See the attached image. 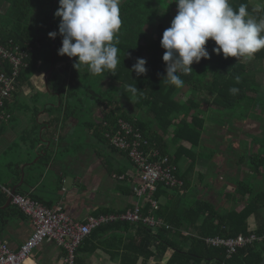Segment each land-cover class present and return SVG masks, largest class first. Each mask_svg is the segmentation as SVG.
Instances as JSON below:
<instances>
[{
  "label": "trees",
  "instance_id": "obj_1",
  "mask_svg": "<svg viewBox=\"0 0 264 264\" xmlns=\"http://www.w3.org/2000/svg\"><path fill=\"white\" fill-rule=\"evenodd\" d=\"M241 4L246 5L252 18L264 19V0H261L260 6L254 5L253 0L231 1L233 9H238ZM169 5L171 9L177 7L173 0H122L120 4L122 25L118 33L120 63L116 73L90 75L85 67H81L79 71L73 67L76 58L70 59L57 54L62 46L61 36L57 35L52 39L48 35L53 31L58 32L60 18L54 16L59 6L58 0H0V38L6 46L11 43L9 47L19 46L29 50L26 67L18 79V88L11 98L5 100L4 112L9 119L8 122L0 124V141L10 129L9 122L17 112L14 105L20 93L19 89L29 84L30 77L42 62L47 63L49 67L53 64L46 90L55 94L60 101L59 107L58 103L56 106L46 103L45 110L43 101L39 105L36 104L33 108L34 116L27 119L31 124L12 144L0 151V158L3 156L8 158L7 164L0 162V207L5 206L8 201L6 191H11L21 181L23 174L19 169L21 163L11 162L10 149L25 145L28 146V154L32 155L30 150L41 144L40 131L47 123H42L38 114L58 110L57 112H63L67 119L81 118L80 114H76L80 106L71 105V100L65 94L72 79L62 76L75 75L78 79L80 72L84 71H87V76L92 77L99 88L98 94L90 90L91 94L86 93L85 97L88 96L90 100L97 98L102 110V122L108 121L112 126L119 119L131 122L140 131L144 140L148 141L149 146L146 149L159 150L163 156H168L170 163L177 167L176 177L183 182L182 186L175 188L165 187L164 184L158 185L157 191L151 195V198L159 203L158 211H153L151 203L147 200L142 203L145 217L153 214L163 219L170 229L162 226L153 228L143 222L127 221L102 225L79 245L75 251L74 264H91L90 257L99 252L108 255L111 260L119 259L120 264H149L158 255L164 256L165 264H261L263 260L264 190L256 191L248 182L236 180L233 190L226 194V200L234 206L223 211L202 197L195 196L197 198L194 200V195L189 191L192 188L191 176L196 162L203 155L201 146L204 133L207 131L206 122L212 119L220 122L213 117L212 114L216 113L213 111H231L241 107L244 109L242 113L246 116L241 120L258 121L264 130V121H259L264 119V102L261 101L264 98L259 95L261 84L258 81V75L264 72V49L257 52L251 61L238 60L234 57L225 59L222 53L220 55L213 53L212 49L216 45L214 41L209 40L206 48L210 53V59L202 58L200 63L191 65L193 71L190 74H181L184 86L176 88L163 80L166 75V64L162 59L165 50L161 47V39L164 30L170 27L164 22L168 19L172 21L174 13L177 14V10H171ZM171 16L173 18H169ZM152 27L155 28L153 32ZM137 58L147 61V72L139 77L130 71ZM59 63H62L61 74L56 68ZM106 78L110 79L113 85L116 82L126 83L128 86H136L141 91L134 95L128 90L131 94L122 93L118 98L111 96L112 98L107 100L101 93ZM79 84L83 85L82 80ZM233 87L238 89L235 94L230 91ZM33 92L38 91L33 90L31 93ZM119 99H128L131 103L135 101L134 106L144 117H148V120L131 117L128 111L121 108ZM63 113H56L55 117L48 116V125L52 127L61 124L58 122ZM102 122L94 124L85 122L82 127L92 139L95 138L100 144L119 152L105 137L104 130L107 128ZM236 126L237 124L233 122L227 127H218L221 130H231ZM51 131L52 129L43 134L50 136ZM262 141L264 142V139ZM258 144L257 140L254 141L255 151L247 158L252 174L257 178L264 176L262 150L264 144L261 147H258ZM69 147L66 146L62 150L70 151L72 148L75 150L79 146L73 144ZM258 149L261 150L259 153ZM57 150L58 147H53L52 143L41 162L48 164L52 161ZM119 153L127 158L125 153ZM214 154L215 151L212 150L211 157ZM25 155L23 151L21 157L24 158ZM186 160H189V167L183 172L180 164ZM245 161L246 159L243 160ZM122 174L124 173L120 172L118 176L121 177ZM6 177L9 182L4 179ZM125 179L124 181L128 182L129 178ZM24 184L34 186V183L26 180ZM125 186V191L130 193L128 195L134 196V188L127 184ZM60 190L61 187L58 191ZM122 191L125 193L124 189ZM17 194L26 195L23 191H18ZM29 198L50 209L55 206L54 200L50 199V204H47L49 202L45 203L38 194H30ZM127 210L129 209L116 210L108 207L101 209L96 215L124 213ZM16 211L23 215L18 209H10V215H15ZM5 214V211H0L2 228L8 223ZM251 216H255L257 220L256 229L249 226ZM240 235L245 237L256 235L257 240L239 248L230 257L226 247L217 248L206 242L209 238L234 239Z\"/></svg>",
  "mask_w": 264,
  "mask_h": 264
},
{
  "label": "clouds",
  "instance_id": "obj_2",
  "mask_svg": "<svg viewBox=\"0 0 264 264\" xmlns=\"http://www.w3.org/2000/svg\"><path fill=\"white\" fill-rule=\"evenodd\" d=\"M121 0H58L59 6L54 16L60 18L58 32L48 33L55 39L62 37L59 56L76 58L73 67L79 71L85 67L90 75L105 72L115 75L118 64L120 43L118 33L122 21ZM177 14L170 27L164 30L161 47L165 50L168 84L176 88L184 86L181 74L188 75L191 65L201 59H210L206 48L209 40L216 47L213 53L251 61L255 54L264 49V19L256 20L249 15L246 5L233 9L230 0H174ZM147 61L137 58L130 71L136 76L146 74ZM132 94H137L136 86H129ZM230 91L235 94L238 89Z\"/></svg>",
  "mask_w": 264,
  "mask_h": 264
},
{
  "label": "crops",
  "instance_id": "obj_3",
  "mask_svg": "<svg viewBox=\"0 0 264 264\" xmlns=\"http://www.w3.org/2000/svg\"><path fill=\"white\" fill-rule=\"evenodd\" d=\"M37 69H39L38 74L35 72L30 77V79L34 81L36 78V80L39 79L41 82H43V80H41V76H42V72L44 68L42 65L39 64ZM46 74H48V77H49L50 73L48 72L43 73V76ZM48 77H47V80L45 81V87L42 90H39L37 88V85L36 87H33V90L45 93L47 84H48ZM30 92H32L31 88H30ZM59 105H60V102L57 107H59ZM51 106H56V105H51ZM57 111L58 110H56L55 112ZM92 113L95 114L93 110H92ZM93 114L91 115L94 118L93 123H99V122L101 123L103 118L100 117V120H99L98 117L95 118V115ZM246 122L250 123L254 121L248 120ZM246 122H244L243 128H246L247 126ZM47 126H49L48 123L47 125L44 126L45 129L42 130V137L43 135H46V137H43V138L49 141L50 145H52L53 141L50 138V136H48L47 134H43L48 129ZM64 126L65 125H62V129ZM67 126H68L67 132L62 133L63 134L62 137L64 141L63 145L71 147V145L77 144L78 139L81 137L80 135L81 132H83V135H85V131L82 125L79 123L78 118L70 119V123ZM243 128H241V126L239 125L238 127L231 130L233 132V136H236L235 138L236 140H233V138L231 137L232 140L228 141L226 138V135L228 133L225 134V136L221 137V139H223L221 141L222 146L225 147V146H230L232 144V148L233 147L240 148L239 150L235 151V154H233V156L227 155V153L222 152L220 148L217 147L216 144H214V146L212 147L211 145H208L206 142L207 138L211 139V141H215V140L211 138L212 133L210 132L204 133L203 144H202L203 148L201 149V151L203 152V155L197 160L196 167L191 176V182H192L191 189L196 188V190L198 191L199 189H201V187H200V184L199 185L197 184V182H205L202 188H205L208 191L206 193L207 195L205 196H202L200 194L201 192H197L195 196H197L198 198L202 197L203 199H207L211 201L213 204L220 207L221 211L225 209H231V207L234 206L233 203H229L226 200V194L230 193L233 190L234 182L236 181L235 178H239L238 180L251 182L249 179H252L254 177L250 169L249 162L247 161L243 162V160L246 158L247 155H250L253 151H255L253 147L254 146L253 143L254 141H256L257 134L256 135L252 134V137L250 138L251 140L248 142L247 138H241L239 134V132ZM245 131H250V130L245 129ZM18 136H19V132L10 128L7 131V133L4 135L2 140L0 141V151L3 150L4 147L8 146L9 144H12L18 138ZM88 137L90 136L88 135ZM95 140L97 141V139ZM241 142L243 143V146L241 145ZM87 143L89 144L88 149H84L82 152L80 151L79 147H77V149L75 150L72 148L73 156L71 157L70 163L68 165L64 164L66 166H61L56 159V155H58L59 153L58 150L60 148H58L56 153L53 155V158L51 159L52 161H50L48 164H44L41 161L46 156V150H48L50 146L47 147L44 143H41L40 145H38L36 149L30 150L31 151L30 153L32 155L28 154V151H27L25 153L26 154L25 157L24 158L20 157L18 161V163L22 164V165L20 164L19 166L20 172H23L21 181L22 180L24 181L23 185L25 183V180L30 183L33 182L34 186L29 187V190L25 191L24 193H26V195L38 194V197L43 199L45 203L49 202L51 199L50 198L51 191H49L48 184H52V183H49V182H53L52 179L56 180L55 178L50 177V171L51 169H55L56 171H58L60 175L59 183H61L63 187H61V190L57 193L58 197H57L56 202H54L53 204V206L55 205L54 208L59 205H62L64 206L65 210L75 220L83 222L90 215L97 216L96 213L99 212L101 209L111 207V205L108 206L107 204L97 205L95 203V200L93 199V196L96 197V194L92 195L93 192L92 190H90L92 187L84 186L81 184V182H89L91 180L93 181L95 175H91V171L94 169H91V170L89 169L90 172L87 173L86 175H83L84 171H86L84 166L78 165V164L72 165V160L74 158L78 159V156H80L81 158V156L86 154L88 151H93L97 157L100 156L101 158L100 165L105 166V168H107L106 172L108 173V175L110 173L111 179L113 178V176L119 179L118 173L122 171H111L108 168L107 163L105 162L104 159H102V156L100 154V152H102V149L98 146V144H100L98 141H97V144H95V146L93 143L88 142V140H87ZM109 150L111 151V153H116L117 155H120L121 157L125 158L128 161L130 167L132 168L130 169V167H127V172L126 173L123 172L124 174L121 175L122 177L121 180L124 181L126 180L125 178L128 177L129 178L128 182L130 181L131 187L134 188L135 186L139 185V182L137 181V179L140 180L139 173L133 167L130 161L125 156H123L121 153L112 150V148H109ZM205 150H211V151L214 150L217 154H220L219 157H221L220 159L222 160L221 164L219 162V165L217 164L214 165L215 162L209 157V155L206 154ZM30 167H32V169H30ZM180 167L183 172L186 171V169L189 167V160L182 161L180 164ZM77 172H78V175H77ZM68 174H72L75 179L74 181L75 185L73 186L72 189H67V186H66V182H67L66 180L69 178ZM263 177L264 176L260 178L261 181H264ZM21 181L16 186H18L21 183ZM114 181H116V179H114ZM261 181H259L257 177L253 178V182L255 183L251 185L254 186L256 191L264 190L262 188L259 190L257 189V186H258L257 182H261ZM124 182L118 181L117 184L121 185V188L124 189L125 191L126 190L125 187L122 186ZM80 184L84 187L83 189L84 191H82L83 193L81 192L79 193V190L81 189L75 188L77 185H80ZM104 186H106L105 189L107 191V189L109 188L108 183L106 182ZM113 188L115 189L116 187H113ZM122 189H121V195L124 196L125 199H128L130 201L124 206H121L119 208H115V207L113 208H115L116 210H121V209L130 210V208L136 203V197L128 195L130 193L126 191L125 193H123ZM213 191L214 193L211 195ZM77 196H82V198H76ZM216 196L219 202L215 200ZM47 204H50V202ZM223 204L228 205L229 208H226ZM10 209L17 210L18 208L11 205L7 210H5L6 212L5 219L8 220V223H6L3 228L0 227L1 228L0 236L3 240L8 242L12 250L18 251L19 248L22 246V244L31 236L33 232V225L27 216H25L24 214L23 215L18 214V211L15 212V215H10L11 213ZM248 223L251 229H256L258 226L255 216H251L249 218ZM152 248L154 249L155 246H153ZM65 256H66V252L62 248L58 249L56 246L52 244H45L44 246L36 250L35 253H33V255L31 256L29 260V264H65L63 261V258ZM89 260L91 264H120L119 259L111 260L110 257L103 252H99L93 255L92 257H90ZM165 263L166 262H165L164 256L158 255L152 261H150L149 264H165Z\"/></svg>",
  "mask_w": 264,
  "mask_h": 264
},
{
  "label": "rangeland",
  "instance_id": "obj_4",
  "mask_svg": "<svg viewBox=\"0 0 264 264\" xmlns=\"http://www.w3.org/2000/svg\"><path fill=\"white\" fill-rule=\"evenodd\" d=\"M155 1H158V0H155ZM231 1L232 0H230V4H231ZM121 3H122V0H121L120 4ZM253 4L260 6L261 0H253ZM169 8L171 9L170 5H169ZM174 8H175V6L172 7L171 10L176 11L177 7L175 9ZM174 15H176V14L174 13ZM169 18H173V17L171 16ZM160 20H161V18H160ZM164 23H168L170 25L171 20L168 19ZM147 31L149 32V28H147ZM153 31H155L154 27H152L151 32H153ZM42 53H44V49L42 50ZM121 53H122V51H121ZM41 65L44 68L43 72H42V76H41V80H43V82H41L39 79L36 80V78H35V80L32 83L33 85H37V88L39 90H42L45 87V81H46L45 77L47 76V74L43 76V73H47L50 71L48 69L47 63L42 62ZM56 68L58 70V73L61 74L60 71L62 69V63L57 64ZM50 69L53 70V64L50 65ZM38 70L39 69L36 70L37 74L39 72ZM62 77L70 78V80L72 79L70 85L66 89L65 94H66V97L69 100H71L70 101L71 105L80 106L76 110V114L81 115V118L79 119V123L81 125H83V123H85V122L93 123L94 118H93V116H91L93 114L92 110L95 113V114H93V115H95V118L98 117V119L100 120V117L102 115V110L97 103V98L90 100V98L88 96L85 97L86 93L91 94L90 90H92L96 94L99 93V88L97 87V84L95 83V81H93L92 77L87 76V71L80 72L78 79L75 78V75L66 76L64 74ZM85 77H88L89 79L88 80L84 79ZM80 80H82L83 85H81V84L78 85ZM258 81L261 84V89H260L259 95H261L264 98V72L261 73L260 75H258ZM114 84L115 85H113V83L110 79H107V78L104 79V82L102 84V92L101 93L105 95V99L108 100L111 96L118 98L119 96L122 95V93H125L126 95L131 94L128 92L129 86L126 85V83L116 82ZM31 87L33 88V86H31ZM31 87L25 86V88H22L19 90L20 93L17 95L16 103L14 105V107L17 108V112H15L13 119L9 122L10 128L18 131L19 134L20 133L22 134L23 133L22 131L31 124L27 121V119H30L34 116L33 108H34V106H36V104L39 105L43 101L45 103V107H43L45 110L46 109V103H49L51 105H56L57 103L59 104V102H60L55 94H52L51 92H48L47 90L45 93L44 92H33V93H31L30 92ZM31 91H33V89H31ZM118 101L121 102L120 103L121 108L128 111V113L130 114L131 117H135L137 119H143L145 121L148 120V117H146V116L144 117V115L142 113H139L138 109L134 106L135 101L133 103L129 102L128 99H121V100L119 99ZM261 101L264 102V100H262V99H261ZM203 111H204V109H203ZM243 111H244V109L241 107L239 109H238V107L234 108L231 111H220V112L219 111H213V113L216 112L215 114H212L213 117L218 119L220 122H217L215 119H212V120L206 122V128H207L206 132L212 133L211 138H213L216 141V142L211 141V139L207 138L206 139L207 144L211 145V147L214 146V144H216L217 147H219L222 152L227 153V155L233 156V154H235V151L239 150L240 148H235V147L232 148V144L230 146H225V147L222 146L221 141L223 139H221V137L225 136V134L228 133L226 135V138L229 141V140H232V138H233V140H236L235 139L236 136H233V132L231 131L232 129L231 130L230 129L221 130V128L218 126H226L227 127L228 124L235 122L237 124L236 127H238L240 125L241 128H243L244 122L241 119L246 118L244 113H242ZM56 113H63V112H54L53 110H48V111H44L43 114L40 112L38 114V118L42 121V123H49L48 122V119H49L48 116L55 117L54 114H56ZM60 118H61L60 122H58V123H61V124L53 125L52 127H51V125H49V126H47L48 129L46 131H50L52 129L51 132L53 134L50 135V138L53 141V147L60 148L58 150L59 151L58 155H56V159L61 166H66L70 163V159L73 156V154H72L73 151L70 150L68 152L66 150H62V149L66 148V146L63 145L64 141H63V137H62L63 134L62 133L67 132V129H68L67 125H69L70 119H67V117L64 113L61 115ZM51 119H53V118H51ZM259 121H264V119L259 120ZM52 122H54V120H52ZM62 125H65L63 127V129H62ZM66 126H67V128H66ZM43 128L40 131L41 143H44L47 147H49V146H51L50 142L45 140V138L42 137ZM245 129H248L250 131H245ZM87 133L88 132L86 131L85 135H83V132H81L80 133L81 137L77 141V145L79 146L81 152L84 149H88L89 144L87 143V140H88V142L93 143L94 146H95V144H97V141L95 139H92L91 137H88ZM231 133H232V135H231ZM262 133H264V130L261 127V123L258 121L247 123L246 128H243L239 132L241 138H247L248 142L251 140L250 138L252 137V134H254V135L257 134L256 140H257V142H259L258 147H261L262 144H264V142L262 141L264 139L263 138L264 134H262ZM89 134L91 135L90 131H89ZM241 145L243 146L242 142H241ZM98 146L102 149V152H100L102 159L105 160L108 168L111 171H122L124 173L127 172V167H130V165L125 158L121 157L120 155H117L116 153H111V151L109 150V148L105 144H98ZM202 148L203 147L201 146V149ZM262 150L264 151V147L262 148ZM23 151H24V153H26L28 151V146L21 145V146H17V147H12L9 151V154L11 155L10 156L11 162L18 164L19 158L21 157ZM260 151L261 150L258 149V153ZM205 152L215 162L214 165H216V164L219 165V162L221 164L222 160L220 159L221 157H219L220 154H217L215 152V154L211 157V155H212L211 150H205ZM248 156L249 155H247L245 158L247 162H248V159H247ZM100 160H101L100 156L97 157L93 151H88L86 154L82 155L81 158H80V156H78V159L74 158L72 160V165L78 164V165L84 166L86 171H84L83 175H86L87 173H89L90 172L89 169L90 170L94 169L91 171V175H95L93 181L91 180L89 182H81V184L84 186H91L92 187L90 190H92V192H93L92 195L96 194V197L93 196V199L95 200V203L97 205L107 204L108 206L111 205V207H115V208H119L121 206H124L125 204L129 203L130 200L125 199V197L121 195V189L122 188H121V185L117 184V182L118 181L120 182L122 180H119L115 176H113V178L111 179L110 173L108 175V173L106 172L107 168H105V166L100 165V162H101ZM7 161H8L7 157L3 156L0 158V162L3 164H7ZM216 162H218V163H216ZM64 164H66V165H64ZM130 169H132V168L130 167ZM77 175H78V172H77ZM68 176H69V178L66 180L67 181L66 186H67V189H72L73 186L75 185L74 184L75 179H74V176L72 174H68ZM139 176H140V174H139ZM50 177L56 179V180L52 179L53 182H49L52 184H48L49 191H51L50 198L52 200H54V202H56L57 197H58L57 193L59 192L57 189H59L60 187H63V186L61 183H59L60 175H59L58 171H56L55 169H51ZM253 178H255V177H253ZM253 178L249 179L251 181V182H248L249 184L255 183V182H253ZM260 178H262V177L258 178L259 181H261ZM4 179H6V181L9 182L8 177H6ZM114 179H116V181H114ZM238 179L239 178H235V180H238ZM249 180H247V181H249ZM11 181H13V179H11ZM137 181L139 183H141L139 179H137ZM106 182L108 183V187H109L107 189V191L105 189L106 186H104L106 184ZM204 183L205 182H197V184L198 185L200 184V187H201V189H199L198 191L196 190V188H193L190 190V193L194 195V198H193L194 200L197 198V197H195L197 192H201L200 194L202 196L207 195L206 194L208 192L207 189L202 188L204 186ZM81 184L77 185L75 187L77 189H81V190H79V193L80 192L83 193L82 191H84L83 190L84 187ZM126 184L129 187H131L130 181L124 182L122 186L124 187ZM257 185H258L257 186L258 190L261 188L264 189V181L257 182ZM29 187H31V184H24L22 189H21V187L19 188V191L20 190H22L23 192L28 191ZM113 187H116V188L114 189ZM101 190H103V191H101ZM213 193H214V191L211 193V195ZM76 198H82V196H77ZM215 200H217V202H219L217 199V196L215 197ZM143 202H145V200H143L142 203ZM223 205L226 208H229L228 205H226V204H223ZM0 232H1V229H0ZM45 244H52V245L56 246L58 249H61V247L56 243H44L40 247L44 246ZM39 248H37L36 250H38ZM35 251L33 253H35ZM26 264H29V261H27Z\"/></svg>",
  "mask_w": 264,
  "mask_h": 264
},
{
  "label": "built area",
  "instance_id": "obj_5",
  "mask_svg": "<svg viewBox=\"0 0 264 264\" xmlns=\"http://www.w3.org/2000/svg\"><path fill=\"white\" fill-rule=\"evenodd\" d=\"M9 44L6 46L0 38V124L8 122L9 118L4 112L5 100L11 98L16 92L18 79L29 58V50L19 46L9 47ZM102 123L107 128L104 134L111 146L125 153L140 174L141 183L134 187L136 197L134 207L124 213L90 215L82 222L75 220L62 205L50 209L30 199L29 195L16 194L12 205L29 218L33 225V232L18 251L12 250L8 242L0 236V264H26L33 252L44 243L58 244L66 252L63 258L64 263L74 264L75 251L79 245L97 228L117 221L143 222L153 228L157 226L171 228L163 219L153 214L145 217L142 201L147 200L151 203L152 210L158 211L159 203L154 201L151 195L157 191L159 184L170 188L183 185V182L175 175L177 167L173 166L169 157L163 156L159 150H147L148 141L144 140L140 131L131 122L119 119L113 126L108 121ZM119 179L121 180L122 177ZM6 192L8 196L11 195V191ZM256 240V235L248 237L240 235L234 239L209 238L206 242L213 247H226L230 257L239 248L252 244Z\"/></svg>",
  "mask_w": 264,
  "mask_h": 264
},
{
  "label": "water",
  "instance_id": "obj_6",
  "mask_svg": "<svg viewBox=\"0 0 264 264\" xmlns=\"http://www.w3.org/2000/svg\"><path fill=\"white\" fill-rule=\"evenodd\" d=\"M51 70H52V69H51ZM51 70H50V71H51ZM50 71H49L48 73H50ZM47 77H48V74H47V76L45 77L46 80H47ZM44 129H45V128H43V130H44ZM23 182H24V181L22 180L21 183H20L18 186H15V187L11 190V195L9 196L7 203L5 204V206L0 207V210L5 211V210H7V209L12 205L13 197L17 194V192L19 191V188L22 187ZM261 264H264V257H263V260H262Z\"/></svg>",
  "mask_w": 264,
  "mask_h": 264
},
{
  "label": "flooded vegetation",
  "instance_id": "obj_7",
  "mask_svg": "<svg viewBox=\"0 0 264 264\" xmlns=\"http://www.w3.org/2000/svg\"><path fill=\"white\" fill-rule=\"evenodd\" d=\"M47 66H48V65H47ZM48 68H49V70H51L49 66H48ZM51 72H52V70L50 71V73H51ZM32 83H33V80L30 79L28 85H29L30 87H31V86L36 87V85H33ZM28 85H27V86H28ZM22 88H23V87H22ZM24 88H25V87H24ZM31 89H33V88L31 87Z\"/></svg>",
  "mask_w": 264,
  "mask_h": 264
},
{
  "label": "bare ground",
  "instance_id": "obj_8",
  "mask_svg": "<svg viewBox=\"0 0 264 264\" xmlns=\"http://www.w3.org/2000/svg\"><path fill=\"white\" fill-rule=\"evenodd\" d=\"M27 261H29V260H27Z\"/></svg>",
  "mask_w": 264,
  "mask_h": 264
}]
</instances>
